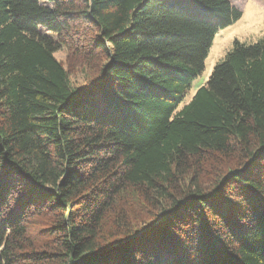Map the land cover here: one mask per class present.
Segmentation results:
<instances>
[{
	"label": "trees",
	"instance_id": "trees-1",
	"mask_svg": "<svg viewBox=\"0 0 264 264\" xmlns=\"http://www.w3.org/2000/svg\"><path fill=\"white\" fill-rule=\"evenodd\" d=\"M241 14L0 0V264H264V34L179 106ZM62 48L96 74L74 86Z\"/></svg>",
	"mask_w": 264,
	"mask_h": 264
},
{
	"label": "rangeland",
	"instance_id": "rangeland-1",
	"mask_svg": "<svg viewBox=\"0 0 264 264\" xmlns=\"http://www.w3.org/2000/svg\"><path fill=\"white\" fill-rule=\"evenodd\" d=\"M230 1L241 10V17L232 24L219 29L214 35L212 44L208 50L206 58L204 59V68L200 75L192 81L188 93L185 95L179 106H182L187 102L193 95L195 89L207 80L214 65L224 57L227 51L230 50L235 39L240 42L253 43L264 34V0ZM54 55L67 69L69 79L74 86L85 84L89 76L96 74L95 69L101 62L100 59L85 60L82 55L76 56L72 50H68L67 48H62ZM222 167L223 165H211L208 166L207 171L209 173L210 171L212 172L213 169H219ZM211 172L206 177H208ZM145 215L146 211L143 213L142 210H139L134 215L132 214V223L137 224L142 222ZM32 222L33 228L35 227L34 229L36 230L38 229L37 225L47 223V220L45 217H36Z\"/></svg>",
	"mask_w": 264,
	"mask_h": 264
}]
</instances>
